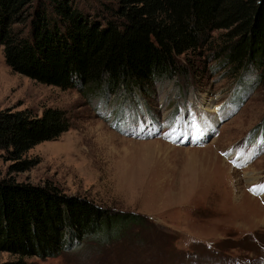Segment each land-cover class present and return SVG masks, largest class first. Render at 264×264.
Wrapping results in <instances>:
<instances>
[{"label":"rangeland","instance_id":"obj_1","mask_svg":"<svg viewBox=\"0 0 264 264\" xmlns=\"http://www.w3.org/2000/svg\"><path fill=\"white\" fill-rule=\"evenodd\" d=\"M73 2L99 19L107 15L108 0ZM210 50L190 55L204 63L201 73L157 81L148 92L120 86L100 94L19 73L0 45V108L41 114L59 107L70 120L23 154L32 161L25 170L11 171L13 160L1 150V174L50 181L143 216L114 225L111 239L74 240L57 255L29 257L32 264H264V194L249 191L264 184V87L251 67L235 75L209 61ZM242 151L255 153L246 164ZM12 257L0 250V261Z\"/></svg>","mask_w":264,"mask_h":264},{"label":"trees","instance_id":"obj_2","mask_svg":"<svg viewBox=\"0 0 264 264\" xmlns=\"http://www.w3.org/2000/svg\"><path fill=\"white\" fill-rule=\"evenodd\" d=\"M107 15L84 12L73 0H0V45L11 68L61 88H136L205 70V55L240 75L251 67L264 87V0H108ZM214 31H218L214 33ZM199 58V57H198ZM207 60V59H206ZM237 73V74H236ZM70 125L66 110L0 108V151L11 171L29 168L23 154ZM143 216L114 211L50 181L33 183L0 172V264L61 253L92 236L111 239ZM120 237V234L117 235Z\"/></svg>","mask_w":264,"mask_h":264},{"label":"snow or ice","instance_id":"obj_3","mask_svg":"<svg viewBox=\"0 0 264 264\" xmlns=\"http://www.w3.org/2000/svg\"><path fill=\"white\" fill-rule=\"evenodd\" d=\"M179 123V118H174L172 121L169 122V127H172V132L166 133L165 135L167 137H171L172 134L176 131V129L173 127L174 124ZM117 125H114V127ZM262 145H264V141L260 142ZM254 152H249V153H244L243 151L238 153V156L240 157H247L246 159H244V163H248L253 157H254ZM233 164L237 167L243 166L239 163H237V161H233ZM250 192H252L254 195L257 194H264V184L262 185H254L252 188L249 189Z\"/></svg>","mask_w":264,"mask_h":264},{"label":"bare ground","instance_id":"obj_4","mask_svg":"<svg viewBox=\"0 0 264 264\" xmlns=\"http://www.w3.org/2000/svg\"><path fill=\"white\" fill-rule=\"evenodd\" d=\"M200 136H201V132L199 131V133H198Z\"/></svg>","mask_w":264,"mask_h":264}]
</instances>
